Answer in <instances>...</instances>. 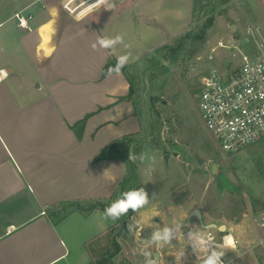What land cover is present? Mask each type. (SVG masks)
<instances>
[{
  "label": "crops",
  "instance_id": "1",
  "mask_svg": "<svg viewBox=\"0 0 264 264\" xmlns=\"http://www.w3.org/2000/svg\"><path fill=\"white\" fill-rule=\"evenodd\" d=\"M67 3L0 0V71L7 74L0 80V264H92L109 247L116 219L104 216L106 203L124 192L131 171L123 143L143 129L131 70L189 29L194 6L109 0L75 13ZM22 9L33 14L31 29L18 25ZM116 36L111 48L98 43ZM121 55L127 61L115 71ZM85 117L79 136L73 125ZM186 209L161 205L146 221L152 264H204L198 247L206 228ZM201 212L203 222H219ZM235 218L225 224L236 246L217 253L225 264H264L256 253L232 256L239 245L253 251L264 206ZM223 234L215 230L217 241Z\"/></svg>",
  "mask_w": 264,
  "mask_h": 264
},
{
  "label": "rangeland",
  "instance_id": "2",
  "mask_svg": "<svg viewBox=\"0 0 264 264\" xmlns=\"http://www.w3.org/2000/svg\"><path fill=\"white\" fill-rule=\"evenodd\" d=\"M185 13L184 5V25ZM211 17L214 21L209 24ZM254 21H264L261 0H194L189 29L131 70L132 89L142 103L143 129L123 143L127 157L130 152L136 156L135 161L129 160L131 171L124 192L143 187L149 199L143 208L129 209L116 219L108 234L109 247L99 251V258L121 252L120 264H152L146 221L161 205H185L186 210L199 207L222 223L250 207L264 206L258 196L264 195V136L241 151L222 150L202 118L198 95L202 75L232 58L223 47L213 51L218 40L244 32ZM230 236L235 238V234ZM254 236L253 251L244 252L247 247L239 245V252L232 256L257 254L264 262L263 229L254 228ZM198 250L205 259L211 253L200 246Z\"/></svg>",
  "mask_w": 264,
  "mask_h": 264
},
{
  "label": "built area",
  "instance_id": "3",
  "mask_svg": "<svg viewBox=\"0 0 264 264\" xmlns=\"http://www.w3.org/2000/svg\"><path fill=\"white\" fill-rule=\"evenodd\" d=\"M67 2L73 11L104 4L99 0ZM14 15L19 26L31 29V12L22 9ZM244 46L250 48L244 49ZM218 47L232 53V58L229 62L213 65L202 75L199 108L206 127L216 137L222 150L238 152L264 136V23H249L244 32L231 35L226 40L219 39L213 51ZM6 75L1 70L0 80ZM215 230L206 228V231L199 232L202 249L216 251L218 244L222 243L217 241Z\"/></svg>",
  "mask_w": 264,
  "mask_h": 264
},
{
  "label": "clouds",
  "instance_id": "4",
  "mask_svg": "<svg viewBox=\"0 0 264 264\" xmlns=\"http://www.w3.org/2000/svg\"><path fill=\"white\" fill-rule=\"evenodd\" d=\"M105 0H99V3H104ZM121 40L120 36H116L115 39L112 38H100L98 43L103 48H111L114 44ZM127 61L126 55H121L118 57L117 63L115 65V71L121 69ZM113 69H110L112 71ZM136 156L134 153L130 152L129 160L135 161ZM140 159L144 160L145 157L143 154L140 155ZM148 194L143 187L139 189H132L129 191H125L121 194L119 198L113 201L108 207L104 210L105 217H111L113 219H118L122 215H126L129 209L133 210V212L143 208L148 203ZM211 238V237H210ZM153 239H161V237L157 234L153 237ZM163 239L167 241L169 239L168 230L165 229ZM234 240L231 236L225 237L223 240V244L219 245V247L224 248L225 246H229L233 244ZM224 255V252L221 251L217 253L216 251H212L208 258L205 260L204 264H223V261L220 259Z\"/></svg>",
  "mask_w": 264,
  "mask_h": 264
},
{
  "label": "water",
  "instance_id": "5",
  "mask_svg": "<svg viewBox=\"0 0 264 264\" xmlns=\"http://www.w3.org/2000/svg\"><path fill=\"white\" fill-rule=\"evenodd\" d=\"M238 37V36H236ZM244 40L246 41V38H244ZM115 68V65H113V69ZM170 154L166 153L164 154V158L166 161L169 160ZM192 216H196L197 218H199L202 221V227L204 228H214L220 232H224L227 230V225L225 223H219L216 221H211L208 223L203 222L202 220V212L201 209L199 207H195L191 212H190V217Z\"/></svg>",
  "mask_w": 264,
  "mask_h": 264
},
{
  "label": "trees",
  "instance_id": "6",
  "mask_svg": "<svg viewBox=\"0 0 264 264\" xmlns=\"http://www.w3.org/2000/svg\"><path fill=\"white\" fill-rule=\"evenodd\" d=\"M213 21H214V18H213V17L209 18V24H212ZM86 120H87V117H85V118L79 120L77 123H75V124L73 125V127L75 128V130H76V132H77V134H78L79 136H81L82 133H83V130H84V127H85V123H86ZM118 247H119V246H118ZM113 256H114L113 253L110 254V255L107 254L106 256L99 258L98 260H96V261H95L94 263H92V264H113V261H112V257H113Z\"/></svg>",
  "mask_w": 264,
  "mask_h": 264
},
{
  "label": "bare ground",
  "instance_id": "7",
  "mask_svg": "<svg viewBox=\"0 0 264 264\" xmlns=\"http://www.w3.org/2000/svg\"><path fill=\"white\" fill-rule=\"evenodd\" d=\"M226 236H230V232H225L223 235H222V243L221 244H218V245H222L223 244V240H224V238L226 237ZM221 237V236H220ZM201 238H203V237H201ZM218 238V237H217ZM233 238V237H232ZM233 240H234V242H233V244H231V245H229V246H232L233 247V245L235 244V246H236V238H233ZM214 245H216L215 243H213Z\"/></svg>",
  "mask_w": 264,
  "mask_h": 264
}]
</instances>
